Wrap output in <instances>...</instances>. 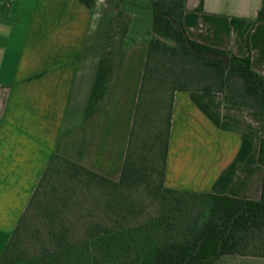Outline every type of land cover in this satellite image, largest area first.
Returning <instances> with one entry per match:
<instances>
[{
	"label": "crops",
	"instance_id": "0c3cea01",
	"mask_svg": "<svg viewBox=\"0 0 264 264\" xmlns=\"http://www.w3.org/2000/svg\"><path fill=\"white\" fill-rule=\"evenodd\" d=\"M154 0H0V264L51 162L118 181L129 153L165 152L167 188L258 200L264 111L144 81ZM263 0H186L189 37L264 74ZM202 7L199 9V7ZM232 18L247 22L233 24ZM134 155V156H135ZM213 264H264L232 253Z\"/></svg>",
	"mask_w": 264,
	"mask_h": 264
},
{
	"label": "trees",
	"instance_id": "16d2710c",
	"mask_svg": "<svg viewBox=\"0 0 264 264\" xmlns=\"http://www.w3.org/2000/svg\"><path fill=\"white\" fill-rule=\"evenodd\" d=\"M93 7L95 0H81ZM154 11V22L151 28V42L144 81L171 86L176 89H194L221 92L226 103L264 111V74L252 66L251 55L238 56L235 53L209 46L191 39L185 29L183 17L186 11V0H154L151 3ZM202 7L200 6L199 9ZM233 24L247 22L244 18H232ZM264 22V0L254 23ZM181 58L191 63L202 64L213 70L221 82L230 84L238 78L241 86L237 89L211 85L196 87L188 85L175 76V59ZM231 90V93H230ZM237 90V92H234ZM243 98V99H242ZM134 153H129L125 161L121 178L118 181L102 176L86 167L63 158L62 167L58 171L63 174V183L67 196L50 207H43L42 213L52 220L59 221L60 228L51 230L55 247L28 260V253L23 252L29 246L21 240L22 233L17 235L19 225L27 215V210L36 200L44 180L50 175L51 162L43 175L33 199L23 215L21 222L13 232L11 240L2 255L1 262L20 261L21 264H113L114 253L124 250L129 254L124 264H213L225 254L241 253L264 256V178L261 197L258 200L236 198L213 193H195L167 188L164 183L165 152L151 155V159L143 160ZM259 163L264 167V137L260 141ZM61 174V175H62ZM54 176V175H53ZM84 183L81 193L94 194L92 204L89 195L82 202L77 201L79 191L72 182ZM67 187V188H66ZM179 194V197L176 195ZM75 195V202L70 198ZM190 196L200 199L203 204L195 214L192 205L186 202ZM152 199L158 203L154 212H149L146 205L138 199ZM82 198V196H81ZM199 200V201H200ZM162 203V205H161ZM97 205L100 218H91ZM185 205V206H184ZM86 209L81 215V225L87 227L78 230L84 233L81 239L72 236L77 224L76 218L70 217L79 211L77 207ZM184 207V208H183ZM163 209V212L161 213ZM158 211V212H157ZM167 211V212H166ZM157 212L156 214H154ZM39 213V212H38ZM37 213V214H38ZM63 213L60 217L59 214ZM175 213V220L170 215ZM159 214L158 216H156ZM190 214L194 220H181ZM147 217L141 226H131V220ZM87 217V218H84ZM63 220V221H62ZM67 220L69 222H67ZM33 222L41 224V220H29L25 227L26 234L40 233V227L32 231ZM138 225V224H136ZM135 230L141 237L156 240V244L135 255L131 251L128 240L121 237L134 235ZM32 236V235H30ZM127 242V243H125ZM134 257V258H133Z\"/></svg>",
	"mask_w": 264,
	"mask_h": 264
},
{
	"label": "rangeland",
	"instance_id": "374dc122",
	"mask_svg": "<svg viewBox=\"0 0 264 264\" xmlns=\"http://www.w3.org/2000/svg\"><path fill=\"white\" fill-rule=\"evenodd\" d=\"M145 18L150 25L152 24L151 26L152 28L153 22H154V11L152 7L150 11H148V15H146ZM175 76H178L179 78H181L182 81L187 82L188 85L196 86V87H202V86L204 87V86L211 85L215 88L225 87V89L226 88L232 89L233 87H235L237 89L238 87L241 86V82L238 78H233L230 84H227L225 82L223 83L215 75V72L213 70H210L209 68L205 67L202 64L191 63L181 58L175 59ZM234 92H237V90H234ZM230 93H231V90H230ZM62 165L63 164L61 161L59 160L54 161L53 165L51 166V172L54 176L50 175L48 178L44 180L37 194L36 200L33 201L32 205L27 210V215L25 216V219L22 220L21 224L19 225V230H18L17 235L19 234V231L21 230L20 231V233H22L21 240L24 241L25 245L29 246L26 250L23 251L25 253H28V257H29L28 260L30 259L34 260V258H36L38 255L50 250L51 248H54L56 245L51 230L59 229L60 228L59 221L61 222V220H52L51 218H49L48 215L47 216L43 215L41 210L43 207L44 208L50 207L51 205H54L56 203H61L64 201L69 202V200H61V197L68 195V193L65 191V188L63 187L65 186V184L63 183V177H62L63 174L61 172L60 173L58 172L60 168H63ZM70 185H75L78 188L77 191H79V195H78L77 201H81V200L83 201L86 197L91 195L88 197V200L90 199L89 203L92 204V201L94 200L95 195L90 194V193H85V194L81 193L82 189H84L83 187L85 186L84 183L82 184V183H78L75 181V182L67 184L66 186H70ZM176 197H179V194H177ZM184 197L186 198V202H189V204L192 205V208L190 209V211L193 210L195 214H198L200 209L207 210V208H203L205 204H203L200 199L199 201L198 198L196 197H192V196L191 197L189 196L188 198L187 196H184ZM70 199L73 202H75V199H76L75 195H73V198H70ZM138 202H141L142 204L146 205L150 213L156 211L157 208L159 209V205L158 203H156L158 201L154 202L152 201V199H150V197L149 199L140 198L138 199ZM77 209H79V211L77 210L76 213L74 211V214L69 215L70 217L74 216V218H76V220L73 221L74 224L78 223V226L76 227L74 233H70V235L74 234V236H72L74 239H78V238L81 239L84 236V233L80 232L76 234L75 232H77L78 230H82L81 228L85 229L87 227L86 226L87 223L85 225H81V221H86V220H81V215L84 214L83 212L84 210L88 214L89 212L86 211V209L84 208L80 209V206H78ZM93 210L94 211H93L91 218L92 219L100 218L101 216L99 215V210L97 209V205L94 207ZM157 212H155L154 214H156ZM162 212H163V209L161 213ZM62 214L63 213H60L59 216L61 217ZM158 215L159 214H157L156 216ZM200 215H202L201 211H200ZM147 217H149V215ZM147 217H145L144 215V216H141L140 218H134V220H131V226L133 225L141 226L143 224V221ZM170 217H171V220L173 219L175 220V213H172ZM84 218H87V217H84ZM190 219L194 220L193 216L191 217L190 214H185L184 218H182L181 220H190ZM29 220H41V224L40 225L38 224L41 230L40 233L38 232L36 233V235L25 233V227L27 226ZM67 222L69 221L67 220ZM38 226L36 225V223L33 222L32 231L34 232V230H36ZM135 232L136 233L134 235L128 234L127 237L126 236L121 237L122 241L128 240V244L132 245V248L130 249L134 255L135 253H137V250L140 249L142 251L143 249H148L152 245L156 244V240L154 239L148 240L146 237L145 239L142 238L141 232L139 230H135ZM116 249H118V251H116L114 255L116 258L118 257L120 258L116 260L117 263L112 261L113 264H121V262L123 261L130 260L129 254L127 252H125L124 250L123 251L120 250L119 247L118 248L116 247Z\"/></svg>",
	"mask_w": 264,
	"mask_h": 264
}]
</instances>
